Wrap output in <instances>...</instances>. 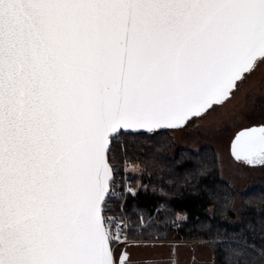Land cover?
<instances>
[{
    "label": "snow or ice",
    "instance_id": "snow-or-ice-1",
    "mask_svg": "<svg viewBox=\"0 0 264 264\" xmlns=\"http://www.w3.org/2000/svg\"><path fill=\"white\" fill-rule=\"evenodd\" d=\"M258 62L264 0H0V264H118L110 138L182 127ZM231 151L264 165V126Z\"/></svg>",
    "mask_w": 264,
    "mask_h": 264
},
{
    "label": "trees",
    "instance_id": "trees-1",
    "mask_svg": "<svg viewBox=\"0 0 264 264\" xmlns=\"http://www.w3.org/2000/svg\"><path fill=\"white\" fill-rule=\"evenodd\" d=\"M170 130L121 131L112 138L108 156L114 175L126 173L132 181L116 209L135 224L140 215L149 219L132 226L129 236L198 240L220 264H264V186L239 192L222 177L213 147L172 151ZM238 195L239 211L233 207ZM109 202L108 197L105 207Z\"/></svg>",
    "mask_w": 264,
    "mask_h": 264
},
{
    "label": "rangeland",
    "instance_id": "rangeland-1",
    "mask_svg": "<svg viewBox=\"0 0 264 264\" xmlns=\"http://www.w3.org/2000/svg\"><path fill=\"white\" fill-rule=\"evenodd\" d=\"M260 126H264V62H258L255 69L246 75L222 105L213 106L188 124L171 129V149L173 151L177 146L194 150L202 146L213 147L219 157L222 177L242 192L253 186H264V165L237 160L232 155L231 143L239 131ZM120 175L122 180L127 181L126 186L122 182L125 191H121V197L125 199L131 190L132 181L126 173ZM233 207L239 211V195L235 198ZM129 218L126 238L114 250L116 260L123 250L127 253L121 264H220L215 260L211 247L198 240L130 237L129 230L132 226L136 228L145 225L149 219L140 215L141 223L135 224Z\"/></svg>",
    "mask_w": 264,
    "mask_h": 264
},
{
    "label": "built area",
    "instance_id": "built-area-1",
    "mask_svg": "<svg viewBox=\"0 0 264 264\" xmlns=\"http://www.w3.org/2000/svg\"><path fill=\"white\" fill-rule=\"evenodd\" d=\"M120 177L121 176H118V175L113 176V180H112L111 187H110V193L108 196L110 198V202L107 203L105 207L106 212L104 213L106 217L111 218V220L113 221L114 233L117 231V228L115 226L119 225L118 230L120 234V241L119 242L115 240L113 241L112 243L113 252L115 248L125 240L126 238L125 236L128 231V227L130 225L129 224L130 218L126 216L123 212L117 211L116 205H115V202L118 201L119 198H121V195H122L121 191L122 190L123 192L125 191V189H123L122 182L124 185H125V182H127L126 180L125 181L122 180Z\"/></svg>",
    "mask_w": 264,
    "mask_h": 264
},
{
    "label": "water",
    "instance_id": "water-1",
    "mask_svg": "<svg viewBox=\"0 0 264 264\" xmlns=\"http://www.w3.org/2000/svg\"><path fill=\"white\" fill-rule=\"evenodd\" d=\"M187 124V122L185 123V125ZM184 126V125H183ZM121 131H124V132H139V131H132V130H120L119 131V133L121 132ZM118 133V134H119ZM118 134H114L111 138H110V145H109V149H110V147H111V143H112V138L114 137V136H117ZM113 168V167H112ZM113 176H114V171H113ZM124 255V259L123 260H121L120 259V257H121V255ZM113 255H114V253H113ZM126 257H127V253L125 252V250H123L122 252H121V254L119 255V257H118V259H117V262H118V264H121L125 259H126Z\"/></svg>",
    "mask_w": 264,
    "mask_h": 264
}]
</instances>
